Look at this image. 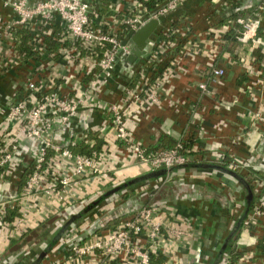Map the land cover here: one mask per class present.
Returning <instances> with one entry per match:
<instances>
[{
    "label": "crops",
    "instance_id": "0c3cea01",
    "mask_svg": "<svg viewBox=\"0 0 264 264\" xmlns=\"http://www.w3.org/2000/svg\"><path fill=\"white\" fill-rule=\"evenodd\" d=\"M85 1L94 8L92 21L96 27L109 33L120 29L119 37L133 47L132 38L122 32L123 20L133 16L140 0ZM256 2L185 0L176 12L161 20L147 55L133 66L127 59H120L114 78L102 87L101 98L121 107L135 142L148 149L167 135L193 143L187 153L188 163L193 166L132 186L107 199L102 197L112 189L153 172L121 142L116 141L109 148L107 178H78L66 191L59 186L49 193L41 190L24 197L21 185L25 179L21 172L7 173L0 180V264H135L126 252L112 258L101 250L83 255L75 252L73 246L82 249L131 220L140 209L153 205L165 225L158 251L152 254L153 264H264V212L248 227L244 225L259 197L254 181H262L264 176L232 170L226 163H264V124L255 118L257 112L264 114V54L255 50L249 55L247 50L237 57L236 45L225 40L228 33L235 31L234 25L226 24L236 14L235 9L241 8L243 15L250 17L248 8ZM11 18V11L0 0V27ZM227 27L229 32L224 34ZM53 29L61 39V25L54 23ZM66 44L72 45V41L67 40ZM56 45L49 46V50L56 53L59 42ZM12 47L13 40L0 36V101H7L15 85H22L32 68L25 65L7 72ZM82 57L80 70L56 64L55 72L66 77L59 82L61 85L80 87L77 76L89 68L84 51ZM246 59L251 61L253 70L246 71ZM211 67L226 71L219 85H209L212 95L198 87L207 82ZM139 71L144 78L149 77V91L156 92L159 103L145 106L127 97L125 90L139 83L137 80L133 84ZM35 72H39L38 67ZM73 75L70 81L68 77ZM157 81L161 82L159 90L154 88ZM216 101L222 104L218 111L213 110ZM81 112L84 119L93 117L92 137L97 138L110 116L99 111ZM221 155L225 161L222 164L240 175L241 181L209 167L222 165L217 160ZM52 168L58 169L62 177L63 166ZM48 180H56L52 172ZM250 192L254 204L248 209ZM14 205L19 206V215L23 212L34 224L33 228L15 230L19 215L11 216ZM144 234L134 237L142 246L147 244ZM226 244L227 251L223 253ZM230 251L240 254L239 258L231 259Z\"/></svg>",
    "mask_w": 264,
    "mask_h": 264
},
{
    "label": "built area",
    "instance_id": "2783aa9c",
    "mask_svg": "<svg viewBox=\"0 0 264 264\" xmlns=\"http://www.w3.org/2000/svg\"><path fill=\"white\" fill-rule=\"evenodd\" d=\"M184 1L168 0L156 13H143L140 0L133 16L124 18L122 32L127 30L126 37L131 39L152 19H157L160 25L161 20L176 12ZM3 6L12 13L11 20L2 23L0 27V36L13 40L11 61L8 64L10 68L7 72L18 71L25 65L32 68L25 82L22 85H15V91L7 101H0V180L11 171H20L21 177L25 179L21 185L22 195L29 198L35 192L46 190V193H49L59 186L66 191L72 184L78 182L76 180L78 178H107V156L110 146L116 141L121 142L134 154L136 160L149 165L153 171L171 170L175 166H183L189 162L188 151H185L186 155L183 153L185 150L183 140L174 150L160 151L151 158L146 156V149L135 142L129 134L121 107L117 104H108L101 98L102 87H106L114 78L119 60H126L133 47L119 37L120 29L109 33L95 26L92 21V16L95 15L94 8L90 3L85 0H3ZM240 9L236 8L235 13ZM248 9L252 15L237 21L238 41L247 48L249 55L255 50H262L264 54L262 20L264 0H258ZM54 23L61 25L63 39L56 37ZM229 29L224 28V34L229 32ZM21 30L29 32L31 36L29 44L34 55L30 58L15 48L14 34ZM47 38L57 44L59 42L56 53L49 50ZM67 40L72 41V45L67 46ZM83 51L84 59L89 61V68L84 70L82 76L76 74L78 83H81L80 87L74 88L71 84L68 85L69 83L66 86L61 85L59 82L66 77L55 72L56 64L64 65L67 69L80 70L84 64ZM45 56L48 59L45 60ZM246 61H244L246 71L251 68L253 70L251 61L249 59ZM37 67L39 72H35ZM34 72L37 77L34 76ZM139 73L141 74L139 83L134 88L125 90L127 97L135 98L145 106L159 103L156 92L149 91L147 83L149 77L144 78L141 71ZM225 76V69L211 67L206 76L207 82L200 83L198 87L202 92L212 95L209 85H219ZM68 78L71 81L74 75ZM154 88L161 89V82L157 81ZM221 108L220 101L214 102L213 110L218 111ZM82 109L99 111L110 116L108 123L105 122L100 128L101 134L95 133L103 142L100 151H95L97 140L90 137L94 134L91 127L94 119L93 117L84 119ZM255 118L264 124L262 112H257ZM78 140L89 146L90 155L72 152L71 147L76 146ZM253 155L254 152L250 157ZM217 160L220 164L225 162L223 155L218 156ZM226 163L232 170L264 173L262 162L259 165L254 163L256 165L253 166L248 161L243 164L232 161ZM52 166L55 168L63 166L62 177L59 176L58 169H53ZM51 172L56 180L50 182L48 179ZM254 183L259 197L249 218L244 221L245 227L261 217L264 212V177L262 181L255 179ZM13 207L19 209L17 205ZM159 214L155 205L142 208L131 220L121 223L104 237L82 249L75 245L73 250L83 255L101 250L110 258L126 252L134 259L135 264H152V254L158 251L162 230L165 227ZM16 222V231L24 229L23 227L28 229L34 227L23 212ZM143 234L147 238V244L142 246L134 237L140 238ZM175 235L179 237L180 233Z\"/></svg>",
    "mask_w": 264,
    "mask_h": 264
},
{
    "label": "trees",
    "instance_id": "16d2710c",
    "mask_svg": "<svg viewBox=\"0 0 264 264\" xmlns=\"http://www.w3.org/2000/svg\"><path fill=\"white\" fill-rule=\"evenodd\" d=\"M168 0H141V5H142V9H143V13H156L159 8L164 5ZM240 18H247L243 15V12L240 10L238 13H236L234 16L231 17V19H229L226 24L228 25H234V28H235V31L233 32H230L228 33L226 36H225V40L229 43H232V44H235L236 45V49L238 51V53L236 54L237 57H240L239 56V52L241 54H244L247 52V49L244 48L242 46V44L238 41V29H239V25L237 24V21L240 19ZM262 20H264V17L262 18ZM125 32H127V30H125ZM260 35L262 36L263 34L260 33ZM14 38H15V48L20 52V53H23L25 54V57L27 58H30L34 55V52H33V49L32 47L30 46L29 42L31 40V36L29 34V32L25 31V30H21V31H17L15 32L14 34ZM47 44L49 46H57L56 42H53V41H47ZM57 49V48H56ZM236 51V50H235ZM97 72V71H96ZM139 77H140V73L138 72L137 73V77H136V80H134L133 84H135V82L137 80H139ZM93 134L90 136L92 137ZM97 140V143L94 147L95 151H100L101 150V147H102V144L103 142L101 140H98L97 138H94ZM180 142V140L176 139L175 137L173 136H163L161 137L157 144L154 145V146H151L150 148L146 149L145 150V154L146 156L148 157H153L155 156L158 152L162 151V152H166V151H171V150H174L176 148V146L178 145V143ZM193 145V143H185V146H184V152L185 155H186V152L185 151H190L191 149V146ZM71 150L73 153L75 154H80V155H90L91 154V149L89 148V146L82 140H78L77 142V145L74 146V147H71ZM195 165V164H194ZM200 166H202L203 164H198ZM191 167L193 166V164H189L187 163L186 165H183V166H175L173 167L171 170H166V169H162V170H157V171H153L152 173H149L148 175H145L143 177H141L140 180L138 181H130L132 182L130 185H127L125 187H123L121 190H119L118 192L122 191V190H125L127 188H130L132 186H136V185H140V184H144L146 183L147 181H150V180H155V179H159V178H163V177H168L171 172L179 169V168H182V167ZM209 167H213V168H218L220 171H223L224 173H230L231 175H233L236 179L238 180H242L241 176L240 175H237L235 172H230L226 169V165L225 164H222L220 166H209ZM252 174H258V175H263L264 176V173L263 172H250ZM129 183V182H128ZM126 183V184H128ZM113 190V189H112ZM111 190V191H112ZM110 191V192H111ZM115 193H112V194H107L106 197H102L104 199H107L109 197H111L112 195H114ZM101 198V199H102ZM249 202L248 203V209H251L253 207V195L252 193L250 192V196L248 198ZM18 212H17V208H14L13 209V213H12V217H15V216H18ZM11 220V218H10ZM226 247H227V244L225 245L224 247V250H223V253L226 250ZM231 253V259L233 258L232 256H237V258H239L240 254L234 252V251H230ZM153 264V262H152Z\"/></svg>",
    "mask_w": 264,
    "mask_h": 264
},
{
    "label": "water",
    "instance_id": "95a60500",
    "mask_svg": "<svg viewBox=\"0 0 264 264\" xmlns=\"http://www.w3.org/2000/svg\"><path fill=\"white\" fill-rule=\"evenodd\" d=\"M159 26V21L157 19H152L148 23H146L143 27H141L133 36V48L131 50V54L128 56L127 61L132 66L139 63V61L145 57L148 53V47L151 44L150 40L154 33L156 32ZM141 178H137L134 181H138ZM132 182L128 184H124L123 186H119L109 192L108 194L117 193L123 187L130 185Z\"/></svg>",
    "mask_w": 264,
    "mask_h": 264
}]
</instances>
